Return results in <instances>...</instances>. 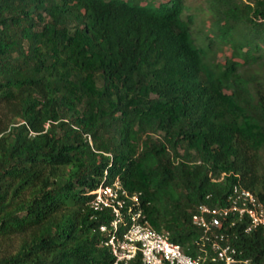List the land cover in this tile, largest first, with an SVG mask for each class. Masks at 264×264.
Returning a JSON list of instances; mask_svg holds the SVG:
<instances>
[{"label":"trees","instance_id":"trees-1","mask_svg":"<svg viewBox=\"0 0 264 264\" xmlns=\"http://www.w3.org/2000/svg\"><path fill=\"white\" fill-rule=\"evenodd\" d=\"M115 179L222 264L191 217L236 185L264 203V0H0V264H110L91 202ZM245 226L229 243L264 264Z\"/></svg>","mask_w":264,"mask_h":264},{"label":"built area","instance_id":"built-area-1","mask_svg":"<svg viewBox=\"0 0 264 264\" xmlns=\"http://www.w3.org/2000/svg\"><path fill=\"white\" fill-rule=\"evenodd\" d=\"M93 195L92 210L108 211L112 218L108 225L99 227V232L106 235L104 246L112 256L110 264H128L136 258L142 264H201L200 258L186 255L171 242L168 233L149 227L140 209V193L130 194L119 179L99 186ZM241 221L246 222L244 234L264 229V203L237 185L225 207L201 204L191 217L192 226L201 232L202 245L208 244L215 254L213 260L222 264H247L229 243L230 230Z\"/></svg>","mask_w":264,"mask_h":264},{"label":"rangeland","instance_id":"rangeland-1","mask_svg":"<svg viewBox=\"0 0 264 264\" xmlns=\"http://www.w3.org/2000/svg\"><path fill=\"white\" fill-rule=\"evenodd\" d=\"M200 1L201 0H187L188 4L193 8H196L200 4Z\"/></svg>","mask_w":264,"mask_h":264}]
</instances>
